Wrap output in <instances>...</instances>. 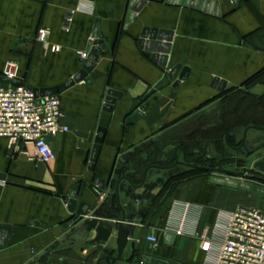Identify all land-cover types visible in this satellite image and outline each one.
<instances>
[{
  "label": "crops",
  "instance_id": "crops-1",
  "mask_svg": "<svg viewBox=\"0 0 264 264\" xmlns=\"http://www.w3.org/2000/svg\"><path fill=\"white\" fill-rule=\"evenodd\" d=\"M129 1L0 0V78L5 64L12 62L16 78L31 90L60 85L79 70L78 54L86 53L93 41L96 20L107 38L106 50L89 75L92 85L80 82L59 94L62 124L68 130L48 138L54 155L49 163L36 160L31 146L17 151L0 138V226L10 228L0 264H98L101 258L115 257L116 232L107 243L92 246L96 234L86 231V223L95 220L106 227L113 221L115 231L120 208L129 220L124 225L130 230L127 246L121 260L100 264H142V257L154 261L144 251L150 236L160 248L158 260L213 264L225 216L238 206L264 211V197L213 185L212 175L205 172L162 169L175 157L181 159L182 148L193 156L206 146L207 153L218 158L212 142L221 150L224 134L235 147L246 128H264V104L251 97L257 86H264L263 75L257 80L264 71V0H239L238 8L231 0H212L219 17L165 0H143L124 28ZM144 27L173 32L165 68L139 48ZM39 28L49 30L44 44L36 41ZM51 46L60 51L51 52ZM178 64L188 68L189 75L174 86L168 72ZM215 78L226 82L223 92L211 88ZM107 90L121 94L111 113L102 109ZM144 104L143 117L127 125ZM100 127L106 134L96 168L102 170L103 190L93 184L94 172L87 170ZM223 145V158L234 156ZM245 146H264V129H249ZM148 166L146 183L134 188ZM195 171L203 174L191 177ZM77 184L78 202L90 207L85 217L66 227L71 216L62 197ZM184 203L197 210L190 220L212 243L210 254L202 252L195 237L175 236L165 244L166 234H172L167 230L175 224L174 208Z\"/></svg>",
  "mask_w": 264,
  "mask_h": 264
},
{
  "label": "water",
  "instance_id": "water-1",
  "mask_svg": "<svg viewBox=\"0 0 264 264\" xmlns=\"http://www.w3.org/2000/svg\"><path fill=\"white\" fill-rule=\"evenodd\" d=\"M231 1L235 8L239 7V0H231ZM165 3L168 5H174L178 7L182 6L184 8L190 7L192 10L207 12L208 14H212L217 17L220 16L219 9L218 7H216L215 2L212 0H165ZM144 4L145 2L143 0L129 1L128 11L126 13L124 20L125 23L124 28H126L128 24L132 22L136 13L140 11V9ZM172 36H173V32L169 30L149 29L147 27H144L140 33L138 46L140 49L150 52L152 54L150 61L153 64L165 68L167 66L168 55L171 48L170 43L172 41ZM92 40L93 41L90 42L88 45L86 58L83 60L80 59L78 61L80 64V68L73 76H71L69 80L57 86L32 89L37 105H39L40 99L49 96L59 95L60 93H63L67 89L75 86L80 82H84L88 86L92 85V80L90 79L89 75L93 72L97 62L100 60L101 53L106 50L105 43L107 42V38L100 32L99 20H96L94 31L92 34ZM188 75H189V69L188 68L182 69L181 65L179 64L174 66L168 72L169 79L171 81H175L174 86H177L181 81H185L188 78ZM0 83L9 84L13 87L22 86V81L17 78H14L12 80L6 78H0ZM211 88L216 89L218 92H223L226 89V82L223 80H219L218 78H215L211 84ZM120 99H121V94L119 92H116L114 90H107L105 93L102 109L105 112L111 113L116 100H120ZM146 107L147 104L142 105V107L137 112L132 114L126 120V124L132 125L137 120L141 119L143 117V112L145 111ZM249 129L262 130L264 128H257V127L246 128V130L243 133L240 147H244L246 140V132ZM105 134H106V130L104 128L100 127L97 129L96 137L94 139V145L92 147L89 157V162L87 165V170L94 172L93 184L98 186L101 190H103L105 186V181L102 179V170L96 168V163L98 160L100 147L103 143ZM224 136H226V134H224ZM212 143L215 145L214 142ZM226 144L230 149L233 150L232 146H230L229 143ZM249 154L250 153H248L247 155ZM148 170L149 167L146 168L144 171L141 184H139L138 186H134V188H140L144 184ZM252 170H254L259 175L264 176V158L255 162L252 165ZM249 178L264 183V178L262 177L255 176ZM209 181L213 185L224 186L226 188L236 189L247 194H253L264 197V187L260 185H256L253 182L245 181L242 179L241 180L228 179L219 176H210ZM158 183L161 184V181L159 180ZM79 190H80V184H77L76 186L71 188V190L68 192L66 196L62 197V202L66 205V210L71 216L70 220L65 224L66 227L77 222V220H79L80 218L85 217L89 210L90 206L87 203L78 202L77 198H78ZM116 195H117L118 207L120 208V204L118 201V186H116ZM120 210L122 216L119 219V221H117L116 223L115 231L113 230L114 228L113 221L110 222V225L106 227L103 225H99L95 220H91L86 223V231L87 232L94 231L96 234L94 239L90 242V245L92 246H98L100 245V243H107L111 235L114 232H116L115 233L116 247H117L116 256L101 258L100 261H98V264H100V262L104 259H110L113 261H119L122 259L123 251L128 243L130 230L124 228V225L128 223L129 220L123 214L122 208H120ZM9 233H10L9 227L0 226V250L6 247ZM174 238L175 236L173 234H166L165 244L170 245L174 240ZM144 251L146 254L156 259L154 261H151V259L148 257H142L141 258L142 264H168L166 262L157 259V257L160 254V248L158 246H155L153 243L147 242ZM133 252L134 251L132 250V253Z\"/></svg>",
  "mask_w": 264,
  "mask_h": 264
},
{
  "label": "built area",
  "instance_id": "built-area-1",
  "mask_svg": "<svg viewBox=\"0 0 264 264\" xmlns=\"http://www.w3.org/2000/svg\"><path fill=\"white\" fill-rule=\"evenodd\" d=\"M72 14L69 13L65 21V29L71 22ZM48 37L47 28L37 30L38 43H46ZM50 50L58 53L60 47L51 46ZM78 56L83 60L87 53H79ZM16 75V65L6 63L1 77L12 80ZM64 116V105L59 95L42 98L37 105L31 89L0 84V138L7 140L8 145L17 151L31 146L36 160L49 163L54 155L48 138L67 132V127L62 124ZM174 211L175 224L167 230L168 233L178 237H195L200 241L202 252L210 254L212 243L205 234L196 232L195 221L190 220V216L196 214L197 210L184 203L178 204ZM220 223L223 224V238L217 247L213 264H264V211L238 206ZM147 240L156 243L153 236Z\"/></svg>",
  "mask_w": 264,
  "mask_h": 264
},
{
  "label": "flooded vegetation",
  "instance_id": "flooded-vegetation-1",
  "mask_svg": "<svg viewBox=\"0 0 264 264\" xmlns=\"http://www.w3.org/2000/svg\"><path fill=\"white\" fill-rule=\"evenodd\" d=\"M219 143L221 144V148H222L221 150H219L216 143L214 146L215 152L219 154L217 156L218 157L217 160L211 157V155L207 153V151L205 150L206 146L203 147L201 151L198 150L193 156H189V154L182 148L181 149V153H182L181 159L179 160L178 157H175V162L173 164H171L170 166H165L162 169L173 170L175 173H178L180 169L187 168L190 170L202 171L212 176H219V177H224V178L226 177L228 179H238L239 178V179L249 181V182H257L260 185L264 186V183L255 181L252 178H249V177H255V176L264 178V176L259 175L254 170H252V165L255 162L264 158V146H260L256 150H249L246 148L245 145L244 147H240V145L235 146V147L232 146L233 150L232 149L231 150L234 152V156L231 157V160H227L228 162L226 161L221 165H217L216 161L217 162L223 161L222 157L225 153L223 144H225V146L229 148L226 144V143H229L228 140L226 139V136L223 135ZM248 153L250 154L247 155ZM237 157H243L244 159L241 160L240 158L238 159ZM151 167L155 169L159 168L157 166H151ZM145 183H146V179L144 181V184Z\"/></svg>",
  "mask_w": 264,
  "mask_h": 264
},
{
  "label": "rangeland",
  "instance_id": "rangeland-1",
  "mask_svg": "<svg viewBox=\"0 0 264 264\" xmlns=\"http://www.w3.org/2000/svg\"><path fill=\"white\" fill-rule=\"evenodd\" d=\"M263 32V31H262ZM264 33V32H263ZM263 82V81H262ZM258 88V91H257V93H256V91H253L254 93H251V97H252V99H260L261 101V104H264V86H257ZM249 97V96H248ZM253 97H255V98H253ZM250 98V97H249ZM242 129L243 128H240L239 130H238V133H237V138L236 139H240V137H241V134H242ZM232 146V145H231ZM227 157H222V160L223 161H216L217 160V158H215L216 160V164L217 165H221V164H223L224 162H226L227 160H231V158H229V159H226ZM238 159L240 158L241 160H243L244 158L243 157H237ZM252 161V160H251ZM228 162V161H227ZM201 172H197V171H195V172H193V173H191V177L192 176H194V175H198V174H200ZM201 174H203V173H201ZM204 175H207V174H204ZM226 178V177H225ZM235 180H241V179H235ZM168 188H169V186H167Z\"/></svg>",
  "mask_w": 264,
  "mask_h": 264
},
{
  "label": "trees",
  "instance_id": "trees-1",
  "mask_svg": "<svg viewBox=\"0 0 264 264\" xmlns=\"http://www.w3.org/2000/svg\"><path fill=\"white\" fill-rule=\"evenodd\" d=\"M261 75H263V76H264V71L258 74V77H257L258 79H257V80H259V79H260V76H261Z\"/></svg>",
  "mask_w": 264,
  "mask_h": 264
}]
</instances>
